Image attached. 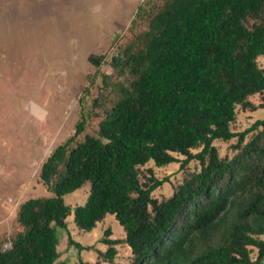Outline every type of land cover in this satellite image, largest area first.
<instances>
[{
	"label": "trees",
	"instance_id": "trees-1",
	"mask_svg": "<svg viewBox=\"0 0 264 264\" xmlns=\"http://www.w3.org/2000/svg\"><path fill=\"white\" fill-rule=\"evenodd\" d=\"M136 18L147 29L108 62L131 79L109 84L104 76L116 99L96 133L79 139L87 123L81 115L42 163L39 180L52 196L19 206L21 230L0 249V264H67L59 261L61 231L79 253L96 252L95 264H122L121 244L130 250L128 264H264V118L239 133L231 128L236 107L264 109L257 62L264 58V0H164L138 8L133 27ZM87 60L99 68L103 56ZM234 138L236 155L220 157L214 142ZM191 161L199 171L185 173L170 196H153L170 181L146 165L184 170ZM86 183L85 203L66 204L64 196ZM71 215L85 232L111 215L124 237L111 238L108 227L98 242L104 251L83 246L70 237Z\"/></svg>",
	"mask_w": 264,
	"mask_h": 264
},
{
	"label": "rangeland",
	"instance_id": "rangeland-1",
	"mask_svg": "<svg viewBox=\"0 0 264 264\" xmlns=\"http://www.w3.org/2000/svg\"><path fill=\"white\" fill-rule=\"evenodd\" d=\"M164 0H0V249L11 247V240L21 227L17 223L19 206L30 198L50 197L41 184L39 171L50 153L64 143L74 131L81 115L86 118L84 134H95L104 110L116 99L107 82L127 83L129 74L119 75L108 64L111 57L136 41L147 29L142 18L133 20L138 8L149 10ZM254 19L248 20L252 25ZM90 55L103 56L99 68L88 62ZM264 68V58L257 59ZM102 104V107H95ZM256 105L262 95L251 97ZM264 118V109L243 111L236 107V120L231 128L239 133ZM245 138L247 142L251 136ZM237 138L229 142L215 141L220 157L232 158ZM195 152V151H194ZM183 159L182 156H178ZM151 166L158 179L169 178L153 192L158 199L168 197L185 173L199 171L196 161L184 170L179 163L157 168ZM146 168H143L144 170ZM90 185L64 196L71 207L83 205ZM70 237L83 246L106 249L99 240L106 228L112 237L122 239L124 233L113 216L108 215L90 232L79 230L73 216L67 218ZM60 232V231H59ZM59 261L77 263V250L68 245L66 232L60 233ZM264 239V236H263ZM116 261L128 264L131 253L124 244L117 246ZM83 259L95 264L94 251L81 252ZM256 257L252 250L251 258ZM106 264V263H103Z\"/></svg>",
	"mask_w": 264,
	"mask_h": 264
},
{
	"label": "crops",
	"instance_id": "crops-1",
	"mask_svg": "<svg viewBox=\"0 0 264 264\" xmlns=\"http://www.w3.org/2000/svg\"><path fill=\"white\" fill-rule=\"evenodd\" d=\"M97 224H99V223H97ZM122 231H123V230H122ZM123 233H124V232H123ZM111 238H114V237L111 236ZM114 239H115V238H114ZM103 247L106 248V246H104V245H103ZM97 249L104 251V249H101V248H99V247H98ZM128 249H129V248H128ZM77 252H78V251H77ZM77 258H78V259H77V262H78L79 258H82V259H83V256H82V253H81V252H80V253L78 252V254H77ZM83 261H85V260L83 259ZM85 262H86V261H85ZM102 264H103V263H102Z\"/></svg>",
	"mask_w": 264,
	"mask_h": 264
}]
</instances>
